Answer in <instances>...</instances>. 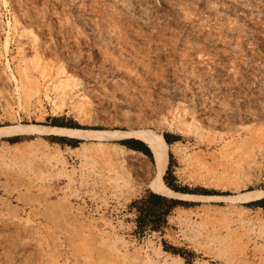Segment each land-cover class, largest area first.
I'll use <instances>...</instances> for the list:
<instances>
[{
	"label": "rangeland",
	"instance_id": "374dc122",
	"mask_svg": "<svg viewBox=\"0 0 264 264\" xmlns=\"http://www.w3.org/2000/svg\"><path fill=\"white\" fill-rule=\"evenodd\" d=\"M49 117L179 137L174 184L225 195L168 188L192 205L140 235L129 204L154 161L133 138L8 133L0 264H264V211L245 206L264 198V0H0V128H58Z\"/></svg>",
	"mask_w": 264,
	"mask_h": 264
},
{
	"label": "trees",
	"instance_id": "16d2710c",
	"mask_svg": "<svg viewBox=\"0 0 264 264\" xmlns=\"http://www.w3.org/2000/svg\"><path fill=\"white\" fill-rule=\"evenodd\" d=\"M47 120L50 121V125L59 126L58 128H63V126L78 128V126L76 125H72L70 123L69 124L64 123L62 117L61 118L49 117ZM72 128H68V129H72ZM163 137L168 145L179 140V137L172 135L171 136L163 135ZM48 139H51L61 145L67 144L72 147H75V143H77V141L65 137H51ZM120 143L126 146L128 149L141 152L146 156H148L149 158H152L149 149L141 141L135 139H128V140L120 141ZM170 167L171 164L169 163L168 168L166 169V172L163 176V181L167 186V188L171 189V191H173L174 193H179V194L185 193L186 195H191V194L216 195V196L225 195L215 191H208L203 188H195L193 190H190L186 187L180 188L176 186L174 184L175 182L174 178L172 176L170 177V171H171ZM191 205L192 203L169 198L167 196L154 193L151 190H147L142 196L134 199L129 204V209L132 210L135 214V224H136L135 233L141 235L145 231L161 232L167 226V218L176 207H189ZM245 206L250 208L251 207L261 208L264 211V198L247 203ZM164 249L165 251H169L177 255L181 254L179 249H176L171 246L164 245Z\"/></svg>",
	"mask_w": 264,
	"mask_h": 264
},
{
	"label": "bare ground",
	"instance_id": "6f19581e",
	"mask_svg": "<svg viewBox=\"0 0 264 264\" xmlns=\"http://www.w3.org/2000/svg\"><path fill=\"white\" fill-rule=\"evenodd\" d=\"M29 128H32V129L30 130ZM40 129H43V130L51 129L52 131L57 130L62 135L84 138L89 141H97L98 143H101L103 141L126 139V138H133L135 140H139L143 142L147 146V148H149L150 153H152V156H153L154 173H152V178L149 183V189L160 195L168 196V194L171 193V191L166 187L163 181V175L165 173V170L168 164L169 146L167 145V143L165 142L162 136H159L155 134L154 132L141 131V132H134V133H119V132H105V131H76V130H70V129L67 130V129H62V128H50V127L41 128L38 126H32V127H19V128L11 129V130L9 128L8 129L0 128V137L6 136L8 133H15V132L19 133V132L28 131V130H29L28 132L31 131L33 133V132H38ZM103 153L108 154L105 152ZM120 175L121 177L118 176V179H117L118 182L124 186H128V183L131 177L130 173L127 170L123 169L121 170ZM173 194L178 195V196H184L182 194H176V193H173ZM190 197L199 198V196H194V195Z\"/></svg>",
	"mask_w": 264,
	"mask_h": 264
}]
</instances>
